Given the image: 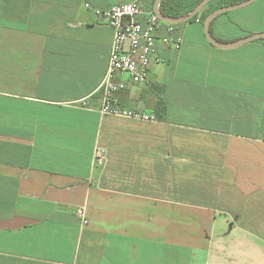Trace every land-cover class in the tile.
<instances>
[{
  "label": "crops",
  "instance_id": "0c3cea01",
  "mask_svg": "<svg viewBox=\"0 0 264 264\" xmlns=\"http://www.w3.org/2000/svg\"><path fill=\"white\" fill-rule=\"evenodd\" d=\"M132 1L0 0V264H264V37L178 23L146 83L114 75L155 120L102 115L113 30L85 4ZM210 31L263 33L264 0Z\"/></svg>",
  "mask_w": 264,
  "mask_h": 264
},
{
  "label": "built area",
  "instance_id": "2783aa9c",
  "mask_svg": "<svg viewBox=\"0 0 264 264\" xmlns=\"http://www.w3.org/2000/svg\"><path fill=\"white\" fill-rule=\"evenodd\" d=\"M88 9L103 17L113 30L108 65L98 86L101 92L102 115H115L142 120H155V115L137 112L121 105L118 91L125 87L124 82L115 81L116 72L125 74L133 83H146L151 62L161 61L157 53V40L162 44L180 48L182 37L177 33L176 25L163 21L153 9H148L141 1L114 3L105 8H93L86 3ZM164 29V34L160 31ZM96 151V157L101 159ZM82 224L88 222L84 208L76 210Z\"/></svg>",
  "mask_w": 264,
  "mask_h": 264
},
{
  "label": "water",
  "instance_id": "95a60500",
  "mask_svg": "<svg viewBox=\"0 0 264 264\" xmlns=\"http://www.w3.org/2000/svg\"><path fill=\"white\" fill-rule=\"evenodd\" d=\"M161 1L162 0H155L154 2V11L156 12V14L165 22H169V23H173V24H178V23H182V22H186L191 20V18L197 14L199 11H201L203 9V7L210 1V0H201L190 12H188L187 14L181 15V16H177V17H172V16H167L164 15L161 11L160 5H161ZM255 0H243L241 2H237L234 4H230V5H225V6H221L219 8L214 9L213 11H211L210 13L207 14V16L205 17L204 21H203V31L205 34L206 39L213 45L217 46V47H222V48H231V47H236L239 46L243 43H246L248 41H251L253 39H257L260 37H264V32L263 33H254V34H250L248 36H245L243 38L231 41V42H221L218 39H216L211 31H210V25L211 22L214 20V18H216L219 14H222L224 12H227L229 10H234V9H238L244 6H247L249 4H251L252 2H254Z\"/></svg>",
  "mask_w": 264,
  "mask_h": 264
},
{
  "label": "trees",
  "instance_id": "16d2710c",
  "mask_svg": "<svg viewBox=\"0 0 264 264\" xmlns=\"http://www.w3.org/2000/svg\"><path fill=\"white\" fill-rule=\"evenodd\" d=\"M201 0H162L161 11L164 15L177 17L190 12ZM243 0H210L201 11L195 14L192 19H199L202 23L208 13L221 6L234 4ZM212 24V22H211ZM211 30V25H210Z\"/></svg>",
  "mask_w": 264,
  "mask_h": 264
},
{
  "label": "rangeland",
  "instance_id": "374dc122",
  "mask_svg": "<svg viewBox=\"0 0 264 264\" xmlns=\"http://www.w3.org/2000/svg\"><path fill=\"white\" fill-rule=\"evenodd\" d=\"M191 21L193 22V21H195V19L189 20V22H191ZM176 27H177V25H176Z\"/></svg>",
  "mask_w": 264,
  "mask_h": 264
}]
</instances>
